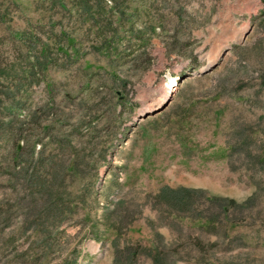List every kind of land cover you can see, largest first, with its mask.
Here are the masks:
<instances>
[{
  "label": "rangeland",
  "instance_id": "374dc122",
  "mask_svg": "<svg viewBox=\"0 0 264 264\" xmlns=\"http://www.w3.org/2000/svg\"><path fill=\"white\" fill-rule=\"evenodd\" d=\"M0 264H264V0H0Z\"/></svg>",
  "mask_w": 264,
  "mask_h": 264
},
{
  "label": "water",
  "instance_id": "95a60500",
  "mask_svg": "<svg viewBox=\"0 0 264 264\" xmlns=\"http://www.w3.org/2000/svg\"><path fill=\"white\" fill-rule=\"evenodd\" d=\"M167 103H168V102H167ZM166 105H167V104H165V106H166ZM165 106H164V107H165ZM147 115H148V114H147Z\"/></svg>",
  "mask_w": 264,
  "mask_h": 264
},
{
  "label": "bare ground",
  "instance_id": "6f19581e",
  "mask_svg": "<svg viewBox=\"0 0 264 264\" xmlns=\"http://www.w3.org/2000/svg\"><path fill=\"white\" fill-rule=\"evenodd\" d=\"M176 81V80H175Z\"/></svg>",
  "mask_w": 264,
  "mask_h": 264
}]
</instances>
